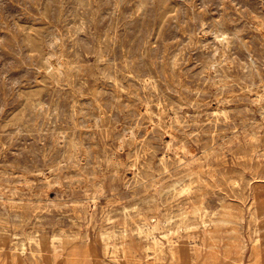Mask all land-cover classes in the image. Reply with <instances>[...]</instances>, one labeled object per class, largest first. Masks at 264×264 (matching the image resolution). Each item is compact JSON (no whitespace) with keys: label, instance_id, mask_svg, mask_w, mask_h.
Instances as JSON below:
<instances>
[{"label":"rangeland","instance_id":"rangeland-1","mask_svg":"<svg viewBox=\"0 0 264 264\" xmlns=\"http://www.w3.org/2000/svg\"><path fill=\"white\" fill-rule=\"evenodd\" d=\"M0 264H264V0H0Z\"/></svg>","mask_w":264,"mask_h":264},{"label":"bare ground","instance_id":"bare-ground-1","mask_svg":"<svg viewBox=\"0 0 264 264\" xmlns=\"http://www.w3.org/2000/svg\"><path fill=\"white\" fill-rule=\"evenodd\" d=\"M126 5V4H125ZM59 59V58H58ZM68 62V61H67ZM55 63V62H54ZM20 70V69H19ZM170 86V85H169ZM193 104V103H192ZM103 105V104H102ZM218 108V107H217ZM217 116V115H216ZM173 118V117H172ZM25 185V184H24ZM54 187V186H53ZM55 188V187H54ZM61 189V188H60ZM101 191V190H100ZM90 207H91V205H90ZM235 226V225H234Z\"/></svg>","mask_w":264,"mask_h":264}]
</instances>
